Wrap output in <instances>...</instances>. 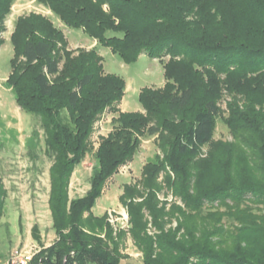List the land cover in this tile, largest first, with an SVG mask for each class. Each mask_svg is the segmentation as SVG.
<instances>
[{
	"label": "trees",
	"instance_id": "obj_1",
	"mask_svg": "<svg viewBox=\"0 0 264 264\" xmlns=\"http://www.w3.org/2000/svg\"><path fill=\"white\" fill-rule=\"evenodd\" d=\"M36 1L124 64L141 55L169 61L163 88L138 94L144 113H122L116 106L124 81L103 74L96 50L72 57L49 20L33 14L18 19L5 86L21 111L40 119L53 158L48 209L55 240L40 245L34 225L31 236L40 249L30 264H120L127 238L142 264H264V215L240 208L264 206V0ZM13 2L0 0V28ZM188 14L196 21L185 22ZM222 92L231 97L224 123L234 144L213 139ZM106 111L116 116L94 152L89 188L70 200L71 174ZM143 135L156 136L162 158L142 167L137 184L123 186L119 202L128 224L114 229L92 208L106 183L132 161ZM162 187L173 197L168 209L157 196ZM5 195L0 179V218ZM204 205L225 212L203 215ZM231 209L239 227L231 233L209 228L231 217ZM171 219L175 227L166 228Z\"/></svg>",
	"mask_w": 264,
	"mask_h": 264
},
{
	"label": "rangeland",
	"instance_id": "obj_2",
	"mask_svg": "<svg viewBox=\"0 0 264 264\" xmlns=\"http://www.w3.org/2000/svg\"><path fill=\"white\" fill-rule=\"evenodd\" d=\"M104 10L106 9L104 8ZM30 14L49 20L54 27L62 32L66 44L65 50L69 51L72 57H76L79 51L96 50L101 59L104 75H116L124 81V84L125 81L129 84L134 82L133 88L138 91L142 90L140 88L155 90L158 89L157 87L163 88V83L166 82L163 75V65L169 61L167 56L161 60H156L157 64L153 65L152 59L144 56L134 64H124L117 55L111 53L109 49L101 47L82 31L65 28L43 4L36 0H14L9 14L0 28V179L6 192L3 200L2 217L0 218V264H9L11 254L15 250L33 257L39 251L40 245L48 247L55 240L54 232L51 229V218L49 220L48 214L49 170L53 158L46 152L40 119L21 111L15 104L12 92L5 86V81L11 71L10 60L13 57L11 36L18 19L25 18ZM195 21L196 16L194 14L185 15V22L188 24ZM106 36L120 37L121 34L115 35L108 32ZM62 64L61 62L60 68ZM149 74L151 77H148ZM130 93L128 94L130 96L125 100L122 97L116 109L121 112L132 113L140 110L141 112L138 113H144L138 103L137 95ZM229 102H231V97L222 92V97L218 102L219 115L216 119L213 136L215 142L235 143V138L224 123L228 116L227 104ZM115 116L116 114L111 113V111H106L93 125L89 139V152L81 164L74 169L69 180L68 197L70 200L83 196L89 188L90 175L97 166L94 152L101 138L106 137L111 132L113 126L111 120ZM157 143L156 136L143 135L140 138V146L132 159L134 163L131 161V164L128 163L120 167L118 172L106 183L103 197L107 196V202H109V204L107 203L109 205L107 211H112L113 218L128 219L125 209L119 202L122 188L124 185L137 184L140 180L142 167L146 163L153 162L156 157L162 158ZM207 149L204 147L203 153ZM161 180L162 176L159 177L158 181L161 182ZM167 192L166 188L162 187L157 195L159 201L165 203L166 209L169 208V204L173 200L171 193ZM98 201L99 199L96 204ZM175 201L176 204L180 205V202L176 199ZM240 208H245L255 215H264V206L262 205L241 204ZM107 211L105 213L106 219L108 218ZM229 211L230 216L236 212L235 209ZM208 212H225V208L217 207V205H204L203 215ZM232 217L234 218V216H225L218 225L210 222L209 228L216 226L222 228L226 233H231L234 228L239 227ZM177 219L183 220L180 216ZM121 222L124 223L119 221V225ZM169 223L166 228H174L176 225L174 219H171ZM108 224L111 225L109 222ZM34 225L38 229L40 245L33 241L31 236V229ZM122 255L126 258L120 264H142L140 253L132 245L129 238L123 245Z\"/></svg>",
	"mask_w": 264,
	"mask_h": 264
},
{
	"label": "crops",
	"instance_id": "obj_3",
	"mask_svg": "<svg viewBox=\"0 0 264 264\" xmlns=\"http://www.w3.org/2000/svg\"><path fill=\"white\" fill-rule=\"evenodd\" d=\"M95 42V41H94ZM144 57V55H141V56H139V58H138V60H140L141 58H143ZM152 63H153V65H155V64H157V61L156 60H152ZM160 64V63H159ZM160 68H162V66L160 65ZM148 77H151V75L149 74L148 75ZM135 85V83L134 82H131L130 84L129 83H127V81H125V92H124V96H123V100H125L126 98H128L130 95H128L130 92L132 93V95H137V97H138V94H139V92H140V90L138 91V90H136L135 88H133V86ZM163 85H164V83H163ZM158 89H160L161 87H157ZM140 89H143V88H140ZM133 90V91H132ZM130 93V94H131ZM121 112V111H120ZM138 112H141L140 110L138 111ZM122 113H132V112H122ZM133 162V161H132ZM131 162V163H132ZM130 163V164H131ZM134 163V162H133ZM136 164V163H135ZM88 190V189H87ZM85 194V193H84ZM104 196V193L102 194V196L99 198V201L97 202V204H96V202H95V204H94V206H95V208L93 209L92 208V210H95V211H92V213L94 214V215H96V216H101V215H104L105 213H106V211H107V207L109 206V205H107V203L109 204V202H107V196H105V198L103 197ZM82 197V196H81ZM98 200V199H97ZM96 200V201H97ZM106 200V201H105ZM93 206V207H94ZM95 212H96V214H95ZM48 214H49V216H50V212H48ZM50 218H51V216L49 217V220H50ZM50 223H51V226H52V222L50 221ZM52 229V228H51ZM53 243V242H52Z\"/></svg>",
	"mask_w": 264,
	"mask_h": 264
},
{
	"label": "built area",
	"instance_id": "obj_4",
	"mask_svg": "<svg viewBox=\"0 0 264 264\" xmlns=\"http://www.w3.org/2000/svg\"><path fill=\"white\" fill-rule=\"evenodd\" d=\"M112 211H107V221L112 225V227L114 229H126L127 228V224H128V219L126 220V218H113V216L111 215ZM119 221H123L124 223L121 222V224L119 225ZM32 260V255L29 254H25V253H21L17 250L13 251L11 254V258L9 260V264H30Z\"/></svg>",
	"mask_w": 264,
	"mask_h": 264
}]
</instances>
